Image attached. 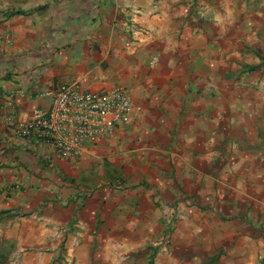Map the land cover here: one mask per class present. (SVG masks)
Here are the masks:
<instances>
[{
  "label": "crops",
  "instance_id": "obj_1",
  "mask_svg": "<svg viewBox=\"0 0 264 264\" xmlns=\"http://www.w3.org/2000/svg\"><path fill=\"white\" fill-rule=\"evenodd\" d=\"M63 83L132 101L75 159L15 124ZM0 243L1 264H264V0H0Z\"/></svg>",
  "mask_w": 264,
  "mask_h": 264
},
{
  "label": "built area",
  "instance_id": "obj_2",
  "mask_svg": "<svg viewBox=\"0 0 264 264\" xmlns=\"http://www.w3.org/2000/svg\"><path fill=\"white\" fill-rule=\"evenodd\" d=\"M47 94L53 97L52 107L36 111L32 119L16 120L18 133L27 142L45 144L70 159L127 123L132 111L130 92L123 87L95 94L63 83Z\"/></svg>",
  "mask_w": 264,
  "mask_h": 264
},
{
  "label": "trees",
  "instance_id": "obj_3",
  "mask_svg": "<svg viewBox=\"0 0 264 264\" xmlns=\"http://www.w3.org/2000/svg\"><path fill=\"white\" fill-rule=\"evenodd\" d=\"M0 250H3V248H1V243H0ZM0 256H2V255L0 254ZM3 260H4V257L1 259L0 264H1V262H3Z\"/></svg>",
  "mask_w": 264,
  "mask_h": 264
},
{
  "label": "rangeland",
  "instance_id": "obj_4",
  "mask_svg": "<svg viewBox=\"0 0 264 264\" xmlns=\"http://www.w3.org/2000/svg\"><path fill=\"white\" fill-rule=\"evenodd\" d=\"M8 233V231H6V234Z\"/></svg>",
  "mask_w": 264,
  "mask_h": 264
},
{
  "label": "clouds",
  "instance_id": "obj_5",
  "mask_svg": "<svg viewBox=\"0 0 264 264\" xmlns=\"http://www.w3.org/2000/svg\"><path fill=\"white\" fill-rule=\"evenodd\" d=\"M19 134V133H18Z\"/></svg>",
  "mask_w": 264,
  "mask_h": 264
}]
</instances>
